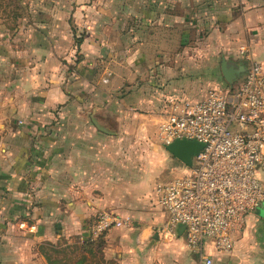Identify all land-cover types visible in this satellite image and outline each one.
Here are the masks:
<instances>
[{
  "label": "crops",
  "instance_id": "0c3cea01",
  "mask_svg": "<svg viewBox=\"0 0 264 264\" xmlns=\"http://www.w3.org/2000/svg\"><path fill=\"white\" fill-rule=\"evenodd\" d=\"M242 49L264 68V0H0V264H201L161 231L155 187L188 166L159 124L170 98L231 87L224 60L240 85ZM103 211L121 222L90 241ZM207 251L264 264V201Z\"/></svg>",
  "mask_w": 264,
  "mask_h": 264
},
{
  "label": "built area",
  "instance_id": "2783aa9c",
  "mask_svg": "<svg viewBox=\"0 0 264 264\" xmlns=\"http://www.w3.org/2000/svg\"><path fill=\"white\" fill-rule=\"evenodd\" d=\"M241 53L248 69L240 85L212 88L198 102L170 98L159 124L165 146L183 138L204 144L186 172L155 187L168 216L161 231L175 235L184 227L201 264H214L208 247L230 251L248 215L264 201V68L247 49ZM120 222L119 216L100 212L90 241Z\"/></svg>",
  "mask_w": 264,
  "mask_h": 264
},
{
  "label": "water",
  "instance_id": "95a60500",
  "mask_svg": "<svg viewBox=\"0 0 264 264\" xmlns=\"http://www.w3.org/2000/svg\"><path fill=\"white\" fill-rule=\"evenodd\" d=\"M222 71L224 77L229 82L230 86L234 85V79H237L238 69L230 66L226 60L222 63ZM170 153L180 159L185 165L192 166L195 156L198 155L204 144L198 140L191 139H176L166 146ZM183 230L184 227H181Z\"/></svg>",
  "mask_w": 264,
  "mask_h": 264
},
{
  "label": "rangeland",
  "instance_id": "374dc122",
  "mask_svg": "<svg viewBox=\"0 0 264 264\" xmlns=\"http://www.w3.org/2000/svg\"><path fill=\"white\" fill-rule=\"evenodd\" d=\"M9 9V8H8ZM11 9V8H10ZM6 15V14H5ZM226 86V85H225ZM179 173V172H178ZM178 173H174V175L173 176H175V175H177ZM88 244H91V242L90 243H88ZM82 255H86L85 253H83V252H81L80 250L79 251H77L76 253L75 252H72L71 250H70V255L68 254V253H66V252H61L60 253V257H59V255H56V254H53V257H54V259L56 260V259H58V260H60V262L59 263H57V264H82L81 263V256ZM85 257V256H84ZM74 261H75V263H74Z\"/></svg>",
  "mask_w": 264,
  "mask_h": 264
}]
</instances>
